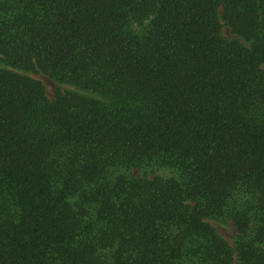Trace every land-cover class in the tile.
Segmentation results:
<instances>
[{"label": "trees", "instance_id": "16d2710c", "mask_svg": "<svg viewBox=\"0 0 264 264\" xmlns=\"http://www.w3.org/2000/svg\"><path fill=\"white\" fill-rule=\"evenodd\" d=\"M262 63L264 0H0V264H264Z\"/></svg>", "mask_w": 264, "mask_h": 264}, {"label": "rangeland", "instance_id": "374dc122", "mask_svg": "<svg viewBox=\"0 0 264 264\" xmlns=\"http://www.w3.org/2000/svg\"><path fill=\"white\" fill-rule=\"evenodd\" d=\"M221 33L223 36L230 38V37H235L233 34L230 33L229 29L227 26L223 25L221 28ZM260 68L264 69V63L260 64ZM31 77L39 80L41 84L44 87L45 94L47 95L48 98H52L54 95L55 90L58 87V84L44 75L41 72L37 73H30L29 74ZM65 85H60V88H64ZM209 223L217 230V232L226 240L228 243H231L232 236H233V228L228 225H223L221 223H218L217 221L214 220H209Z\"/></svg>", "mask_w": 264, "mask_h": 264}]
</instances>
